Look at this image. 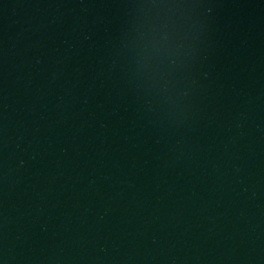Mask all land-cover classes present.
<instances>
[{
    "label": "water",
    "instance_id": "1",
    "mask_svg": "<svg viewBox=\"0 0 264 264\" xmlns=\"http://www.w3.org/2000/svg\"><path fill=\"white\" fill-rule=\"evenodd\" d=\"M0 264H264V0H0Z\"/></svg>",
    "mask_w": 264,
    "mask_h": 264
}]
</instances>
